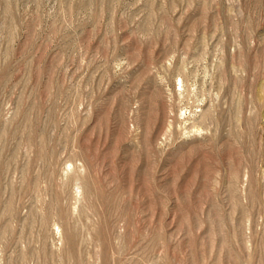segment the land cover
Wrapping results in <instances>:
<instances>
[{
  "label": "rangeland",
  "instance_id": "1",
  "mask_svg": "<svg viewBox=\"0 0 264 264\" xmlns=\"http://www.w3.org/2000/svg\"><path fill=\"white\" fill-rule=\"evenodd\" d=\"M0 264H264V0H0Z\"/></svg>",
  "mask_w": 264,
  "mask_h": 264
}]
</instances>
